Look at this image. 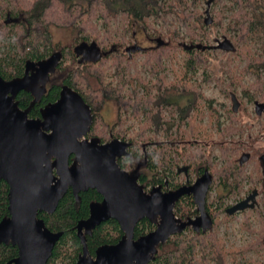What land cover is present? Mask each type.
<instances>
[{
    "label": "trees",
    "instance_id": "1",
    "mask_svg": "<svg viewBox=\"0 0 264 264\" xmlns=\"http://www.w3.org/2000/svg\"><path fill=\"white\" fill-rule=\"evenodd\" d=\"M205 2L211 6L221 5L216 12L213 25H217L218 21L221 23L224 35L229 37V41L236 48V55H240L247 60L248 65L242 72L245 74L249 70L254 71L257 79L251 87L258 97H263L264 0H0V76L7 81L21 77L25 72V65L28 61L39 62L49 58L56 51L62 52L63 59L56 74L52 76L50 90L44 96L41 104L35 107L32 115H38L39 108L56 102L60 98L62 85H67L79 92L91 107L93 115L91 135L98 136L96 130L99 121L103 120L101 111L104 103L114 101L118 103L121 111L130 106V102L124 98L123 94L126 82L123 80L125 74L123 75L121 70L126 72V69H121L119 73H116V76L122 79L118 84L107 83L104 80L101 67L103 63L109 61L113 56H120V49L124 47V54L122 53V55H128V61L134 60L135 56L144 55L147 57L145 65H151L153 69L164 70L165 59H177L178 53L181 52L187 56V59L184 60L182 74L176 75L177 80L189 81L193 79L197 76L200 65L204 63L205 55L211 51V46L204 44V39L196 35L195 29L192 27L193 22L198 23L200 21L196 9H199ZM21 16L26 17L25 22L19 21ZM119 18L124 21V26H118V30L121 29L122 31L118 38L117 35L113 34L112 21ZM152 21L153 23H151ZM136 24L143 26L147 31L148 29L152 30V25L157 24L159 28L154 33L161 37V42H158L156 47L129 53L128 48L134 47V45L129 47L123 44L133 39L134 34L130 32L133 31ZM51 26L79 29L81 39L71 47L60 48L59 45L54 46ZM163 37H169L170 40L163 41ZM115 38L119 40L117 41ZM186 39L190 43H187ZM179 40L183 42H178ZM81 47L88 48V50L95 47L96 51L91 50L89 52L84 49L83 52ZM86 52L88 56H85ZM93 56L96 58L91 59ZM123 56L120 58L122 62ZM70 60L75 64L74 66L69 64ZM159 79L158 91H163L162 87L166 86V77L159 76ZM189 85L193 86L192 83L187 84L188 87ZM178 91H194L196 93V98L190 102L191 105L182 113L178 122L179 127L175 130L176 132L183 131L181 133L183 143H187L185 145L189 144L190 148L193 147L196 152H199V156L198 154L191 155L189 165L194 164L193 168L196 169L206 165V168L211 170L212 174L219 177L225 190H229L231 195H238V192L244 188V183L254 182L252 177L249 178L244 174L247 165L240 170V163L244 162V157L249 158V153L253 157L256 156V159L262 154L260 155V152L251 145H240L233 141L222 142V144H219L220 146H231L225 148L229 160L225 158L226 167L217 170L218 167L213 164L212 153L207 154L206 151L207 148H210L211 143H216L211 138H207L212 137L209 128L207 126H205L206 128L193 127V122L197 120V117L204 119V114L206 117L204 107L201 105V92L194 90V88H186V86L183 90ZM244 92L251 100L255 101L257 98L254 95L252 96L248 90ZM164 94L167 95L166 90ZM235 97L238 99L237 96ZM32 100L31 95L21 94L19 96L20 107L22 109L28 107ZM148 103L145 106L135 104L134 114L138 118L142 114L147 115L150 122H153L154 118L157 117V121L154 120L153 124L156 122L159 135L162 126L161 120L164 118L162 111L170 105L161 104L163 102L157 101L154 95ZM262 104L264 105V103ZM171 107L176 108L177 111L181 110L177 106ZM156 110H158L157 116H154L153 113ZM209 110L213 112L212 107ZM227 113L234 125L236 119L231 114L236 113L234 106L232 111ZM187 122L189 128L192 127V135L188 134L187 129H182V126ZM164 124L167 125L166 131H171L176 126L173 123ZM119 125V123H116L113 127L116 129ZM147 130L143 128L142 136L139 139L132 140L134 144L133 157L119 160V165L122 169L127 170L132 165L133 159H135L144 164L141 169L142 184L146 186L163 184L166 186L165 182L169 180L170 186L177 188L180 185L176 182L175 177L178 176V172L175 169L180 167L178 160L180 155L184 156L182 152L186 147L183 145L181 150H174L167 142L154 144L151 136L147 135ZM227 131L230 135L240 134L242 137L245 132L243 129L236 127H230L229 130H225V132ZM113 134L123 141L127 140V137L120 131ZM221 135L224 136L225 134L221 131ZM188 136L190 140H183ZM225 136L229 135L226 134ZM100 138L102 142H105L109 140L110 136L108 138L103 135ZM192 138L196 141L190 142ZM147 141H151V143L148 145ZM143 146H146L145 153ZM244 150L249 153L243 154L242 151ZM237 153H242L239 160L236 158ZM172 154H174L173 158ZM233 155H236V157ZM80 196L82 202L77 203L72 191H69L53 215L39 214V218L44 220L51 231L64 233V236L57 243L48 264H76L83 252V245L78 237L76 227L80 221L89 217V203L93 200L101 201L102 198L94 190L82 193ZM207 202V210L214 220L213 228L200 233L188 229L187 232L173 236L165 245L159 247L155 260L150 264H239L238 260L240 258L245 260L246 255L250 252L258 255L264 252V213H260L261 231L258 232L260 236L256 237L253 242L238 248L234 245L229 246L227 239L220 236L222 225L220 217L230 209L229 206L225 205V199L218 197L215 202H210L208 196ZM8 208L9 186L6 182L0 181V222L9 215ZM246 213L247 211H244L241 215ZM175 214L177 217L185 219L194 217L198 214V211L191 198H187L183 203L177 205ZM238 216L226 214L223 223H228ZM247 227L249 230L252 229L249 224ZM155 229L156 227L145 219L136 227L135 237L139 239ZM122 236L123 232L116 221L110 220L103 223L93 231L91 236H87L90 254L94 256L96 250L101 246L117 244ZM167 247L170 248L165 252ZM17 256V247L0 245V264H7ZM246 264H251V262ZM252 264H264V259L252 261Z\"/></svg>",
    "mask_w": 264,
    "mask_h": 264
},
{
    "label": "water",
    "instance_id": "2",
    "mask_svg": "<svg viewBox=\"0 0 264 264\" xmlns=\"http://www.w3.org/2000/svg\"><path fill=\"white\" fill-rule=\"evenodd\" d=\"M137 50L131 47L127 51ZM62 59L63 53L55 52L39 62L28 61L24 77L7 81L0 76V181L10 189V216L0 222V244H11L19 250L18 258L7 264H48L64 233L52 232L38 214H54L69 189L77 202L80 194L90 189L103 196L101 203L91 204L89 218L76 227L83 245L76 264H150L159 247L173 236L188 228L211 230L213 220L206 206L212 175L206 172L193 186L175 191L164 193L162 187H155L146 193L138 182L139 168L127 172L118 163L130 156L132 144L113 140L102 145L99 139H84L93 124L92 110L73 88L64 86L60 98L41 111V119L29 118ZM21 92L34 96L26 110L16 101ZM257 107L264 105L257 103ZM234 110L237 112V106ZM191 195L199 216L183 221L176 216L175 207L183 197ZM257 196L258 192H253L229 209V214L253 208L251 201ZM144 219L156 229L135 239V229ZM109 220L119 224L123 238L116 245L98 248L94 258L87 236Z\"/></svg>",
    "mask_w": 264,
    "mask_h": 264
},
{
    "label": "rangeland",
    "instance_id": "3",
    "mask_svg": "<svg viewBox=\"0 0 264 264\" xmlns=\"http://www.w3.org/2000/svg\"><path fill=\"white\" fill-rule=\"evenodd\" d=\"M220 7L221 5L211 6L209 4L207 5L205 2L199 7V9H196L200 21L198 23L193 22L192 27L195 29L196 35H199L204 39V44L211 46V51L205 55V61L200 65V69L198 68L197 76L189 81L184 79L177 80L176 75L182 74L184 71V60L187 59V56L181 52L178 53L177 59H165L164 70H160L159 68L153 69L151 65H145L147 57L144 55L135 56L134 60L128 61V55H122V53L124 54V47L120 49V56H113L109 61L103 63L101 67L104 73V80L107 83L111 82L113 84H118L122 79L116 76V73H119L121 69H126V72L125 70H121L123 75L125 74L123 80L126 82L123 94L124 98L130 102V106L121 111L118 103L114 101L104 103L101 111L103 120L99 121L96 130L98 137L104 135L109 138L112 132L116 134L120 131L128 139L131 136L134 139H139L142 136L143 128H145L148 129L146 131L148 136H155V139L162 142L160 140H163V138L158 137L156 122L153 124L154 120L157 121V117L154 118L153 122H150L149 116L144 114L138 118L134 114V105L138 103L145 106L146 104H149L148 101L151 100L152 95H156L158 92H160L161 95H165V90L167 92L166 96L168 101L172 102L176 99L177 101H180V93H182V91L178 90H183L186 86V88H194V90L201 92V105L204 107L206 117L203 112L204 119L197 117V120H194L193 122V127L196 128V126H201V128H206L205 126H207L209 128L212 137L209 136L207 138H211V140L216 143H211L210 148H207L206 151L207 154L209 152L212 153V158L214 160L213 164L215 167H218L217 170L226 167L225 158L228 157L225 153V148H228V146L231 147L230 145L220 146L219 144H222V142L233 141L240 145H251L260 152V155L264 153V107H257V104L255 103H264V91L262 94L263 97L257 96V93L251 87L257 79L254 71L249 70V72L243 74L242 70L248 65L247 60L243 59L240 55H236V48L234 44L229 41V37L224 35L221 23L218 21L217 25H213L215 21L214 18H216V12ZM206 22L208 23L205 24ZM151 23H153V21ZM123 24L124 21L120 18L116 20L113 19L112 21L113 34L117 35L118 38L122 33L121 29L118 30V26H124ZM157 28H159L157 24L152 25V30L148 29L147 31L143 26L136 24L133 27V31L130 32L134 34L133 39L126 41L123 45L129 47L130 45H134V47L138 48L137 51L156 47L158 42H161V37L154 33ZM50 30L54 46L59 45L60 48L71 47L76 41L81 39V32L79 29L51 26ZM118 38L115 39L118 41ZM163 39L162 40L166 42L170 40L169 37H163ZM186 41L187 43H190L188 39H186ZM178 42L183 41L179 40ZM84 49L89 52H91V50L96 51L95 47L90 48L91 50H88V48ZM85 56H88L87 52L85 53ZM122 56L124 57L123 62L120 61ZM237 56H239V58H237ZM95 58V56L91 57V59ZM69 64H72V66L75 65L72 60L69 61ZM159 76H162V78L166 77V86L162 87L163 91H158L160 81ZM92 82L95 84L94 81ZM190 83H192L193 86L189 85L188 87L187 84ZM245 90H248L252 96L254 95L257 97L255 101L246 96L247 94L244 92ZM234 95L237 96L238 99H235L236 97ZM183 100L181 103L182 105L185 103ZM233 106H237V112L234 114L231 113L236 119L234 125L227 113L232 111ZM210 107L213 108L214 113L209 110ZM157 112L158 110L153 113L154 116H157ZM177 112L176 108L165 107L162 111V115L165 119L164 122L178 124L180 117L177 115ZM116 123H119L120 125L115 129L113 126L116 125ZM187 124L188 122L182 126V129H187L188 134L192 135V127L189 128V124ZM106 126L109 127L105 128ZM230 127L243 129L245 131L244 136L242 137L240 134L230 135L228 131L225 132V130H229ZM220 130L225 135L228 134L229 136H222ZM183 140H190V137L188 136ZM191 140L194 141L195 139L192 138ZM172 142L174 141L167 142V144H170L174 150H181L183 145L186 147L182 152L184 156L180 155V159L178 160L180 167L188 166V164H190L191 155L195 156L198 154L199 156V152H196V149L193 147L190 148L189 144L185 145L187 143H183L181 145L179 142ZM222 148L225 150L223 151ZM203 149L205 148L203 147ZM242 152L243 154L248 153L247 150ZM241 155L242 153H237V157L236 155L233 156L239 160ZM173 156L174 154H172V158ZM261 169L262 163L260 162V158L256 159V156H254L252 162L246 166L244 174L249 178L252 177L254 182H256L261 177ZM192 180L195 181L196 178H192ZM219 181V179L216 180L215 185L209 194V200L210 202H215L218 197H222L225 199V205L229 207L234 205L237 201L244 199L251 189H254L253 184L246 182L243 184L244 188L242 191L238 192V195H231L229 190H225L224 188L222 190V187H219ZM178 182H186L184 174L180 176ZM258 202H260L259 199ZM225 216L226 214L223 213L220 217V220L222 221L220 236L227 239L229 246L234 245L239 248L253 242L256 240V237L260 236L258 232L261 231V217H259L254 211L249 210L246 214L239 215L228 223H223ZM248 224L252 226L251 230L248 229ZM169 248L170 247H167L165 252L169 250ZM263 259L264 252H261V255L250 252L246 255L245 260L240 258L238 262L239 264H246L247 262H251L252 264V261Z\"/></svg>",
    "mask_w": 264,
    "mask_h": 264
},
{
    "label": "flooded vegetation",
    "instance_id": "4",
    "mask_svg": "<svg viewBox=\"0 0 264 264\" xmlns=\"http://www.w3.org/2000/svg\"><path fill=\"white\" fill-rule=\"evenodd\" d=\"M19 21H21V22H25L26 21V17L25 16H21L20 17V20ZM36 62V61H35ZM57 72V71H56ZM56 74V73H55ZM24 75H25V72H24V74H23V76H21V77H24ZM54 75V74H53ZM53 75H51V77H50V80H49V82H48V84H47V92L50 90V86H51V81H52V76ZM18 78H20V77H18ZM8 81H10V80H8ZM64 86H66V85H62V88L64 87ZM62 88H61V90H62ZM47 92L45 93V95L47 94ZM23 93H26V94H29V95H31L32 97H33V100H32V102L34 101V96L32 95V94H30V93H27V92H21V93H19V95L17 96V99H16V101L18 102V104H19V107H20V101H19V96L21 95V94H23ZM45 95H43V97L41 98V100L34 106V108L31 110V112L29 113V118L30 119H34V120H38V119H41L42 118V113H41V111L47 106V105H49V104H51V103H49V104H47V105H45L44 107H41V108H39V114L38 115H35V116H33L32 115V113H33V111H34V109H35V107L37 106V105H40L41 104V101L43 100V98H44V96ZM157 95V96H156ZM156 95H154L155 96V98H156V100L157 101H159V102H163V103H161V104H167V105H170L169 107H171V106H177V108L178 107H180L181 108V110L179 109V111L177 112V115L179 116V117H181L182 116V113L183 112H185V109L188 107V106H190L191 105V101L192 100H194L195 98H196V93L193 91V92H186V91H184V92H182V93H180V101H177V99L175 100V101H172V102H170V101H168V98H167V96L166 95H161L160 94V92H158ZM183 99H185V100H183ZM182 100L183 101H185V103H183L184 105H182L181 103H182ZM32 102H31V104H32ZM55 103V102H54ZM256 103V102H255ZM30 104V105H31ZM30 105L28 106V107H26V108H24V109H22L21 107V109L22 110H26V109H28L29 107H30ZM173 108V107H172ZM164 118L162 119V121H161V131H160V133H159V135H158V137L159 138H163V140H160V141H162V142H171L172 140L171 139H174V142H179V144H181L182 145V143L184 142V141H182V138H181V133L183 132V131H178V132H176L175 130L179 127L178 125L179 124H176V126L173 128V130H171V131H166V127H167V125L165 126V124L164 123H166V122H164ZM180 120V119H179ZM93 125V124H92ZM92 134V126H91V131H90V133L87 135V137L86 138H84V139H86V140H92V139H99L100 141H101V144L103 145V144H108V143H110V142H112L113 140H120V141H123V140H121V139H119V138H117L113 133L112 134H110V138H109V140H107V141H105V142H102V139L100 138V137H98V136H96V135H91ZM174 134V135H173ZM173 135V136H172ZM153 137V138H152ZM167 140H166V139ZM151 139H152V142L154 143V144H156L157 142H159L158 141V139H155V136H151ZM132 140H134V138L131 136L129 139L127 138V140L126 141H123V142H127V143H130V144H132L131 145V147L129 148V153H130V156H127V157H123V158H121V159H119V160H123V159H125V158H127V159H131L132 157H133V154H132V150H134V144H133V142H132ZM196 140H194V141H190V142H195ZM151 143V141H147V144L149 145ZM145 148H146V146L144 147L143 146V150H144V153L146 152L145 151ZM249 153V152H248ZM264 154V153H263ZM263 154H262V156H263ZM262 156H259V158H260V162L263 164L264 163V160L262 159ZM244 157V156H243ZM75 160V156H72L71 157V159H70V161H71V163H73V161ZM118 160V161H119ZM252 160H253V156H252V154L251 153H249V158L248 159H246V160H244V162H242V163H240V165H239V169L240 170H242V169H244V167L246 166V165H248V164H250L251 162H252ZM146 161V160H145ZM144 164L143 163H141V162H139V161H136L135 159H133V161H132V165H130L129 166V168L127 169V170H125V171H127V172H133V171H135V170H137L138 168H139V180H138V182H139V184L141 185V186H143L144 187V190H145V192L146 193H150L151 192V190L153 189V188H155V187H162V191L164 192V193H167V192H170V191H175V190H177V189H179V188H181V187H183V186H193L196 182H197V180H199L206 172H209L211 175H212V177H213V183H212V185H211V187H210V190H209V193H208V196H209V194H210V192L212 191V189H213V186L215 185V182H216V180L217 179H219V177H217L216 175H214V174H212L211 173V170H209L208 168H206V165H204L203 167H201V168H198V169H196V168H193L195 165L194 164H191V165H189L188 164V166H183V167H178L177 168V172H178V176H176L175 178H176V182H177V184H179L180 186H178L177 188H172L171 186H170V181L168 180L167 182H165V184H166V186H164L163 184H158V185H156V186H146V185H144V184H142L141 183V179L143 178V176H142V171H141V169H142V166H143ZM121 167V166H120ZM246 169V168H245ZM124 170V169H123ZM262 174H261V177H260V179H258L256 182H250L251 184H253L254 185V189H251V191L248 193V195H246V197L244 198V199H241V200H239V201H237L234 205H232V206H230V209L232 208V207H235V206H237V205H239L241 202H243L244 200H246L248 197H250L252 194H253V192H255V191H257L258 192V196H257V198L254 200V201H251V204H253L254 205V207L253 208H249V209H247L248 211L250 210V211H254L255 213H257V215L260 217L261 216V214H263L264 213V168H263V165H262ZM182 174H184L185 175V177H186V182H184V183H179L178 181H179V178H180V176L182 175ZM191 176H192V178H196V180L195 181H193L192 180V178H191ZM220 180V179H219ZM224 183V182H223ZM219 187H222V190H223V188H224V186L222 185V181L220 180L219 181ZM92 189H90L89 191H87V192H82V193H88V192H90ZM69 191H72V189H69L68 190V192ZM94 191H96V190H94ZM9 192H10V189H9ZM68 192L66 193V195L68 194ZM97 192V191H96ZM81 193V194H82ZM98 193V192H97ZM72 194H73V191H72ZM80 194V195H81ZM99 194V193H98ZM65 195V196H66ZM100 195V194H99ZM64 196V197H65ZM74 196V195H73ZM101 196V201H97V200H93L92 202H90L89 203V216H90V206H91V204H93V203H101L102 201H103V196L102 195H100ZM75 198V197H74ZM187 198H191V200L195 203V200H194V197L191 195V196H185V197H183L177 204H176V207H175V210H176V208H177V205L178 204H181V203H183V201L185 200V199H187ZM64 199V198H63ZM62 199V200H63ZM258 199L260 200V202H258ZM61 200V201H62ZM76 200V199H75ZM207 201H208V197H207ZM77 202V201H76ZM82 202V199H81V196H80V201L79 202H77V203H81ZM208 203V202H207ZM195 206H196V209H197V205H196V203H195ZM59 207V206H58ZM207 207V206H206ZM8 210H9V208H8ZM247 210H244V211H247ZM197 211H198V209H197ZM208 211V210H207ZM244 211H240V212H238V213H236V214H234V215H231V216H235V215H241ZM247 211V212H248ZM40 213H44V212H40ZM39 213V214H40ZM226 214H229V210L227 211V212H225ZM261 213V214H260ZM39 214H38V218H39ZM47 214V213H46ZM210 214V213H209ZM49 215V214H48ZM53 215V214H52ZM10 216V214L8 215V216H6V217H9ZM199 216V212H198V214L197 215H195L194 217H188V218H185V219H182V218H179V219H181V220H183V221H187V220H189V219H195L196 217H198ZM5 217V218H6ZM89 218V217H88ZM87 218V219H88ZM212 218V217H211ZM39 219H41V218H39ZM86 220V219H85ZM145 220V219H144ZM212 220H213V218H212ZM110 221V220H109ZM143 221V220H142ZM142 221H140V222H142ZM108 222V221H107ZM139 222V223H140ZM106 223V222H105ZM138 223V224H139ZM102 225V224H101ZM213 225H214V220H213ZM138 226V225H137ZM155 226V225H154ZM99 227V226H98ZM120 227V226H119ZM156 227V226H155ZM213 228V227H212ZM121 229V228H120ZM188 229H191L193 232H196V233H200V232H204V231H202V230H200V231H195V230H193L192 228H188ZM188 229L185 231V232H187L188 231ZM136 230V229H135ZM122 231V230H121ZM53 232V231H52ZM55 233H58V232H55ZM124 235V234H123ZM64 236V235H63ZM122 238H123V236H122ZM135 239H136V237H135ZM120 242V241H119ZM118 242V243H119ZM117 243V244H118ZM0 245H5V244H0ZM9 245H11V244H9ZM116 245V244H115ZM6 246H8V245H6ZM97 251V250H96ZM92 255V254H91ZM95 255H96V253H95ZM95 255L93 256L94 258H95ZM18 256H19V250H18ZM18 256H17V258H18ZM16 259V258H15Z\"/></svg>",
    "mask_w": 264,
    "mask_h": 264
}]
</instances>
